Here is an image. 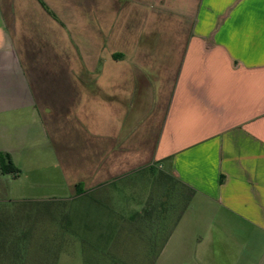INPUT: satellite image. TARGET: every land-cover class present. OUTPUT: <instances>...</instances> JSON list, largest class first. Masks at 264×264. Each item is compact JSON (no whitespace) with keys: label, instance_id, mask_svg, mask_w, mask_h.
<instances>
[{"label":"crops","instance_id":"crops-1","mask_svg":"<svg viewBox=\"0 0 264 264\" xmlns=\"http://www.w3.org/2000/svg\"><path fill=\"white\" fill-rule=\"evenodd\" d=\"M43 150L82 196L142 169L188 192L172 230L164 195L88 206L98 241L137 220L153 264H264V0H0V156Z\"/></svg>","mask_w":264,"mask_h":264},{"label":"rangeland","instance_id":"rangeland-1","mask_svg":"<svg viewBox=\"0 0 264 264\" xmlns=\"http://www.w3.org/2000/svg\"><path fill=\"white\" fill-rule=\"evenodd\" d=\"M41 154L34 164L37 171L26 169L33 163H29V160L28 163L22 162L16 156L14 165L10 160L15 173H0V211L5 216L8 213L12 215L8 216L9 221L16 225V235H21L20 228L31 230L28 236L33 235L35 243L26 244L28 251L55 253L58 255L52 260L55 264L154 263L155 254L148 251L144 235L141 237V233L144 234L147 229L141 221H127L121 227L105 226V235L100 238L103 240L98 241V227L85 225L89 210L86 208L94 204H108L116 206L117 212L126 218L129 215L126 205L137 207L145 197L153 199L164 195L169 208V230H172L185 199L178 188H169L158 170L142 169L121 179L115 187L105 188L106 192L94 190L88 196L77 195L73 185L80 175L75 170L73 172L72 165L68 163L63 168L60 165L54 168L49 160V152L43 150ZM0 158L7 164L5 157ZM97 213L91 210L92 216ZM10 228L13 229V226L10 225ZM202 232H205V228ZM86 239L93 243L95 239L99 243L88 244ZM3 263L0 261V264Z\"/></svg>","mask_w":264,"mask_h":264},{"label":"trees","instance_id":"trees-1","mask_svg":"<svg viewBox=\"0 0 264 264\" xmlns=\"http://www.w3.org/2000/svg\"><path fill=\"white\" fill-rule=\"evenodd\" d=\"M45 10L47 9L45 8ZM0 157H5L7 160V164H4L5 162L3 158H0V173L2 175L15 173V169L12 168L13 166L9 158L6 155H1ZM160 177L162 178V176ZM170 179L171 178L167 179L166 177H163V180H166L169 188L173 186V183ZM78 188L80 190V185H75L76 194L80 195ZM183 195L185 196V200L187 201V199H189L188 192H186V194L183 193ZM185 204L187 205V202H185ZM8 215L12 216L10 213H8ZM8 215L6 214L5 216L2 211H0V261H4L3 264H17V255H19V251H21L22 247H24L26 244L24 242H21L22 240L20 238V241H17V238H14L17 233L15 228L16 225H13V222L9 221L10 216ZM10 225L13 226V229L10 228ZM19 230L22 231L20 235L21 237H27V235L31 231L30 229Z\"/></svg>","mask_w":264,"mask_h":264}]
</instances>
